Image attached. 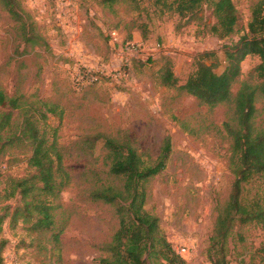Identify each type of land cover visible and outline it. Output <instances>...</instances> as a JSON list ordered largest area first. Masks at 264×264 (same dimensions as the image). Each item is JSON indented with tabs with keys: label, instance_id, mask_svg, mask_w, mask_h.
Segmentation results:
<instances>
[{
	"label": "rangeland",
	"instance_id": "374dc122",
	"mask_svg": "<svg viewBox=\"0 0 264 264\" xmlns=\"http://www.w3.org/2000/svg\"><path fill=\"white\" fill-rule=\"evenodd\" d=\"M19 1L48 47L21 43L20 24L0 2V85L11 95L24 94L63 111L62 118L50 116L48 124L57 128L70 181L53 200L54 227L30 232L21 214L12 222L22 203L19 196L10 197L13 181L33 174L30 148L18 143L0 149V241L7 243L0 264H12L13 256L18 264H102L110 258L106 247L120 220L115 207L90 196L94 185L121 187L109 176L105 137L129 142L145 160H155L166 136L171 154L166 169L146 185L145 208L160 218L168 240L188 264H212L209 239L234 181L232 140L225 129L231 112L226 106L209 109L162 87L157 72L171 60L184 79L201 53L214 51L203 62L222 73L231 66L223 46L249 32L253 10L264 0H234L238 25L224 39L213 34L216 20L207 8L188 22L156 0H139L137 10L127 1L113 7L101 0ZM262 9L264 15V3ZM145 33L147 41H142ZM131 42L136 52L126 50ZM260 62L256 55L242 61L234 93L243 82H261L255 72ZM86 73L98 80L86 82ZM256 108V124L264 127V99ZM257 195L264 196V180L244 185V199ZM225 256L229 264H264L262 230L236 226Z\"/></svg>",
	"mask_w": 264,
	"mask_h": 264
},
{
	"label": "trees",
	"instance_id": "16d2710c",
	"mask_svg": "<svg viewBox=\"0 0 264 264\" xmlns=\"http://www.w3.org/2000/svg\"><path fill=\"white\" fill-rule=\"evenodd\" d=\"M120 1H127L138 9L139 0H101V4L113 7ZM11 19L19 23L18 40L24 45L45 46L33 22L28 23L19 0H0ZM180 19H199L204 8L211 11L216 20L213 34L219 39L233 35L239 16L234 0H156ZM261 2L254 8L249 32L238 41L224 45V55L231 66L222 73L203 62L204 57L214 51L201 53L195 61V70L182 79L176 75L173 63L167 60L157 72L159 84L166 89L194 97L200 105L209 109L226 106L231 112L230 122L225 129L232 140L230 168L234 175L228 201L219 212L208 248V258L212 264H229L226 260L227 245L234 235L236 226L253 225L263 232L264 250V196L257 195L252 200L244 199V185L264 180V127L257 126L259 110L256 102L264 99V15ZM30 17L29 15L26 18ZM147 39L146 33L142 36ZM26 51V50H25ZM20 53L19 50H16ZM23 53V52H22ZM256 55L260 64L255 69L261 79L255 85L243 82L237 93L233 85L240 76L239 67L247 56ZM152 59H149L150 62ZM86 82H96L94 74H84ZM63 111L58 105L26 97L24 94L11 95L0 85V149L6 145L26 143L31 156L28 167L30 176L14 180L10 197L19 196L22 206L15 210L12 222H17L21 214L22 222L30 224V232H43L55 225L53 200L59 198L70 181L69 171L64 165V154L58 144L57 128L48 124L50 116L62 118ZM109 163V176L117 178L121 187L114 185H94L91 199L116 208L120 220L119 229L106 250L110 258L100 260L102 264H188L177 252L160 226V218L146 208V185L162 173L169 160L172 143L166 136L161 151L155 160H145L144 156L129 142H119L105 137L104 142ZM91 148H94L93 145ZM242 240V239H241ZM6 241H0V252H4ZM2 257V254H1ZM2 261V259H1ZM4 262V260H3ZM4 264V263H3Z\"/></svg>",
	"mask_w": 264,
	"mask_h": 264
},
{
	"label": "built area",
	"instance_id": "2783aa9c",
	"mask_svg": "<svg viewBox=\"0 0 264 264\" xmlns=\"http://www.w3.org/2000/svg\"><path fill=\"white\" fill-rule=\"evenodd\" d=\"M136 49H137V46H136L135 44H133L132 42L129 43V44L126 46V50H127L128 52H131V53L136 52ZM179 254H180V253H179ZM12 259H13V260H12V261H13L12 264H18V261H17L16 256H13Z\"/></svg>",
	"mask_w": 264,
	"mask_h": 264
},
{
	"label": "crops",
	"instance_id": "0c3cea01",
	"mask_svg": "<svg viewBox=\"0 0 264 264\" xmlns=\"http://www.w3.org/2000/svg\"><path fill=\"white\" fill-rule=\"evenodd\" d=\"M141 39H142V41H147V39L145 40V39H143L142 37H141ZM177 75V74H176Z\"/></svg>",
	"mask_w": 264,
	"mask_h": 264
}]
</instances>
